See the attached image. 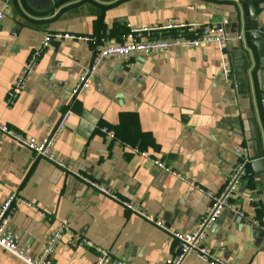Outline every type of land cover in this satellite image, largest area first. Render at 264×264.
I'll list each match as a JSON object with an SVG mask.
<instances>
[{"label":"crops","instance_id":"crops-1","mask_svg":"<svg viewBox=\"0 0 264 264\" xmlns=\"http://www.w3.org/2000/svg\"><path fill=\"white\" fill-rule=\"evenodd\" d=\"M53 6V7H51ZM0 123L44 137L62 112L72 115L55 147L67 164L33 161L31 152L0 132V206L13 192L36 205L17 204L5 235L37 256L61 222L66 232L53 264H93L99 248L109 264H165L170 235L86 185L97 179L156 218L191 231L208 197L157 167L134 147L200 183L220 190L247 146L250 176L234 200L254 220L224 211L208 232L207 247L234 264H264V0H0ZM171 18L217 23L227 18L229 40L197 48L135 52L128 60L103 59L91 88L72 97L92 62L90 42L62 40L43 53L23 93L6 95L46 33L99 36L120 42L128 25H157ZM157 32L152 38H168ZM223 55L230 75L224 76ZM114 132L109 137L102 132ZM133 147V148H132ZM256 189V202L247 196ZM87 240L91 244L87 243ZM0 264H23L0 249ZM184 264H206L192 257Z\"/></svg>","mask_w":264,"mask_h":264},{"label":"built area","instance_id":"built-area-1","mask_svg":"<svg viewBox=\"0 0 264 264\" xmlns=\"http://www.w3.org/2000/svg\"><path fill=\"white\" fill-rule=\"evenodd\" d=\"M4 17V12L0 10V26ZM228 23L229 20L227 18H223L217 23L186 21L179 18H171L157 25H144L140 27L128 25L122 36V40L113 44L107 43L102 37L94 35H77L58 30L48 32L41 43L31 50L19 75L7 91L6 101L11 105L23 93L40 57L45 51L54 48L57 41H87L93 46L94 55L92 62L89 66L83 69L71 90L72 97H77L91 88L93 77L97 71L98 65L106 57L117 56L128 60L135 52H164L173 46L197 48L204 45L215 44L223 50L229 40L227 32ZM161 31L169 33L170 36L168 38H152L155 33ZM223 57L224 62L222 71L224 76L228 78L230 75L229 64L226 57L224 55ZM71 115L72 110L70 108L65 109L60 115L51 133L40 138L27 135L2 123H0V132L30 151L33 161L44 158L62 169H67V164L57 155L55 147L59 137L66 129ZM102 132L109 137H115L114 132L109 129L103 128ZM134 151L139 152L148 158L150 157L151 161L157 167L171 173L178 179L186 181L191 187L201 191L208 197V208L193 230L182 231L176 229L156 218L146 209L122 197L118 192L114 191L107 185H104L97 179L87 177L78 172H76L75 175L93 190H96L102 195L116 201L135 216L166 231L173 240V246L171 254L165 260V264H184L192 257H195L206 264H234L233 262L213 253L207 247L206 239L210 229L226 210L239 217L247 218L250 221L254 220L238 204H236L234 200L237 192L250 176V162L252 159L248 147L240 145L234 149V154L236 155L237 160L232 167L226 183L217 191H209L205 189L197 181L187 178L183 173L177 171L163 160L151 157L148 153L137 147H134ZM250 192L251 193L247 196V200L251 203H255L256 189L252 187L250 188ZM20 202L34 210H38L36 205L32 204L27 199L22 198L17 192L11 193L3 201L0 206V249L11 253L23 264H53V256L58 244L61 242L66 232H71L70 226L66 222L58 224L49 235L42 251L37 256H32L15 242L9 240L5 235L6 228L12 218L14 210ZM87 243L91 244L88 240ZM97 249L99 252L93 264H109L112 261L111 252L106 248L97 247ZM119 264L123 263L119 262Z\"/></svg>","mask_w":264,"mask_h":264},{"label":"water","instance_id":"water-1","mask_svg":"<svg viewBox=\"0 0 264 264\" xmlns=\"http://www.w3.org/2000/svg\"><path fill=\"white\" fill-rule=\"evenodd\" d=\"M58 1H60V0H51V5L57 3ZM51 7H53V6H51Z\"/></svg>","mask_w":264,"mask_h":264}]
</instances>
